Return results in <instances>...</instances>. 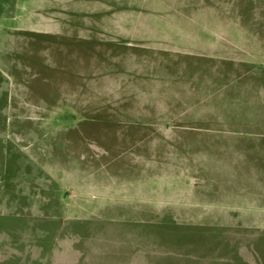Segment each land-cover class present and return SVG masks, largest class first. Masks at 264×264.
Returning a JSON list of instances; mask_svg holds the SVG:
<instances>
[{
  "label": "rangeland",
  "instance_id": "obj_1",
  "mask_svg": "<svg viewBox=\"0 0 264 264\" xmlns=\"http://www.w3.org/2000/svg\"><path fill=\"white\" fill-rule=\"evenodd\" d=\"M0 264H264V0H0Z\"/></svg>",
  "mask_w": 264,
  "mask_h": 264
}]
</instances>
